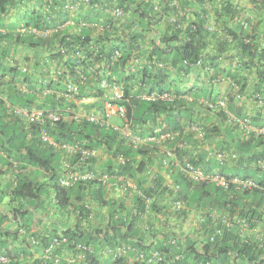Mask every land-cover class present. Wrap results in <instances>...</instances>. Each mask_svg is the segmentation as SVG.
Listing matches in <instances>:
<instances>
[{
  "label": "crops",
  "instance_id": "1",
  "mask_svg": "<svg viewBox=\"0 0 264 264\" xmlns=\"http://www.w3.org/2000/svg\"><path fill=\"white\" fill-rule=\"evenodd\" d=\"M52 1L57 4L56 10L50 7ZM131 1V9L143 3L152 14L162 7L175 8L176 14L164 15L152 25L151 20L139 22L132 10H120L115 0H10L0 14V125L4 126L2 131L0 128V216L5 215L0 222V252L7 257L2 264H88V255L97 260L115 258L112 250L120 245L126 248L120 256L122 264H181L186 239L197 245L203 243L224 220L237 225L227 228L224 237H217L218 242L228 246L253 242L264 252V191L256 217L248 223L239 218V205L243 203L245 208L251 205L250 193L241 194L244 190L234 188L240 192L236 200L239 205L230 208L229 204L227 207L217 204L214 193L204 196V188H200V202L197 203L196 197L191 204L194 186H200L201 182L189 179L186 170L189 165L194 170L225 176L248 174V179L256 184L257 179L264 178V133L248 131L264 126V74L258 77L228 35L230 28L251 32L257 48H264V3L260 0H234L237 16L231 21L218 17L221 4L208 3L209 34L204 59L196 66L184 67L186 72L178 70L179 65L171 66L161 60L152 64L155 70H168L170 86L183 91L175 105L176 109L181 108V116L177 119V130L170 127L162 114L146 123L130 122L129 137L114 130L116 141L132 151L127 158L133 176L119 172V153L114 148H96L97 157L89 164L90 169L107 176L94 182L76 207L69 205L62 209L55 204L48 178L55 176L58 181L62 162L70 157L72 162L76 161L75 156H69L70 149L50 148L58 158L54 165L53 156L49 170L45 171L27 165L19 157L18 149L13 148L20 143L8 140L19 134L27 144L31 138L30 124L25 116L12 112L15 106L54 107L60 110L62 118L74 121L85 120L90 113L100 115L111 95L109 89L102 90L93 82L96 75L100 76L99 81L122 87L116 79L121 80L122 75L133 78L146 64L150 42L169 33L176 26L174 20L183 16L184 0ZM193 1L189 3L196 8ZM32 12L45 22L44 29L24 27ZM183 21L182 26L186 24L184 18ZM84 36L89 40L80 44ZM26 38L40 43L30 46ZM97 41L109 47L117 44L128 48L133 44L131 57L124 67L116 69L115 63L112 66L113 56L110 66L114 70L102 54L96 55ZM75 62L77 65L71 69ZM71 79L78 82L80 92L56 105L57 94ZM241 84H244L242 90ZM134 85L132 93L138 91L137 84ZM145 96L142 93L138 98L153 99ZM108 122L117 125L122 121L111 117ZM139 162L143 169L136 173ZM183 180L190 182L184 197L179 194ZM20 181L43 183L40 199L33 202L15 196L13 191ZM202 183L206 188L214 185ZM97 186L102 188V195L97 194ZM95 198L107 201V205H97ZM208 200L212 205H202ZM138 207L142 212L130 230V237L120 245L95 243L83 250L79 245L70 246L61 235L62 230L75 225L85 234L91 233L105 227L112 215L131 218ZM80 209L87 213L80 215ZM160 247L162 260L148 263L146 257ZM235 256L233 252L227 255L229 264H244ZM207 264H224V259L216 257Z\"/></svg>",
  "mask_w": 264,
  "mask_h": 264
},
{
  "label": "trees",
  "instance_id": "2",
  "mask_svg": "<svg viewBox=\"0 0 264 264\" xmlns=\"http://www.w3.org/2000/svg\"><path fill=\"white\" fill-rule=\"evenodd\" d=\"M9 1L10 0H0V14L5 11ZM95 1L97 2L98 0ZM194 1L196 2V8H194L193 5L189 3L190 0H184V5L181 6L183 16L180 19L176 20V26L171 27L169 33L159 35L156 40L150 42V51L146 55V64H143L141 66L136 75H134L133 78L131 75H122V81L120 79H116L117 81L122 83V88L124 91L122 103L126 107L125 117L128 119L129 123H146L147 121L153 119L154 116L162 114L163 119L167 121V123L173 130L178 129L177 119L181 116V108L176 109L175 105L177 104L178 99H181L184 93L183 91L173 89L170 86L171 83H168L167 81L169 75L166 72H169L168 70L165 69L164 72L161 69L155 70L153 69L152 64L155 61L161 60L164 63H169V65L171 66L178 67L179 65L178 70L185 71L184 67L196 66L202 59H204L203 50L207 46V39L209 34L206 26L208 3H210L211 5H213L214 3L221 4L220 10H218V17L228 18L231 21L232 19H234V17L237 16V9L234 6V0ZM260 1L264 3V0ZM115 2L117 3V7L120 10H132L134 13H136V18L139 20V22L151 20L152 25L164 15L170 16L176 14V9L170 7H162L159 11H156L154 14H152L150 8H147V6L143 5V3H139L135 9H131L129 5L132 2L131 0H115ZM182 7H184V9H182ZM183 18L185 19L186 24L182 26V24L184 23ZM46 19H49V17H46ZM23 25L24 27L32 25V27L36 29H44L47 26L45 22L38 19V16L33 12L28 15ZM250 33H247L246 31L241 29L236 32L230 28L228 35L230 36L231 41H234L233 45L236 47V49L239 50L241 54H243V56L248 59L246 64L254 67L256 74L259 77L264 74V48H257L255 41L256 38ZM86 40H89L88 36H84L80 44L86 42ZM25 41L30 46H35L40 43V40H34L32 38H26ZM132 41H134L133 36ZM60 44H63V39H61ZM96 45V55L102 54L104 61L109 66L111 63L110 60L113 58L115 52H117V56L115 57L114 61H112V66L116 64V69L125 66L128 59L131 57V50L133 49V44H129L128 48L122 47L121 45L117 44H114L113 47H109L104 46L105 44L97 41ZM87 63L88 61L85 62V64ZM73 65L76 66L77 63L75 62L74 64L70 65L71 69ZM112 66H110V68H113ZM115 68L113 69L115 70ZM71 73L73 72L71 71ZM96 77L97 80L93 82L97 83L98 85V77L100 76L96 75ZM232 77L234 78V76ZM237 83L239 84L240 81L237 80ZM134 84H137L138 91L135 92V90H133L134 93H132L131 90L135 86ZM243 87L244 84H241L240 89L242 90ZM78 92H80L79 88ZM142 93H145L147 95H151L154 93L161 95L167 93L171 94L174 98H172V100H167L156 97L150 100H143L138 98L139 94ZM55 103L56 105H60L62 102L56 99ZM23 106L29 105L24 104L21 107ZM51 108L54 109V107ZM44 127L46 128L49 135L56 139V141L58 142H66L72 144L78 143L82 145L83 148H114L115 153L117 152L126 157L129 156V154L132 152L131 149L123 148V146L116 141L115 133L112 130L96 126L86 120L74 121L72 119L70 120V118H61L55 124V126L48 127L47 125H45ZM0 128L2 131L4 126L0 125ZM29 131L31 134V138L27 144L19 134L12 139L9 137L8 140H11L13 143H20L19 146L17 145L13 148L18 149V152L20 153L19 157H22L27 165L39 167L45 171H48L54 154L50 152V147L41 140L39 136L41 128L39 126L30 125ZM142 169L143 166L139 162V165L137 166L135 172H140ZM51 172H53V170H51ZM119 172L121 174H128L133 176L132 165H130V162L127 161L125 165L120 166ZM234 176L247 179L249 178L248 174H244V176L236 174L231 175L230 177ZM48 180L50 181V185L54 192L55 204L57 207L62 209L68 207L69 205H73L76 207L75 204L81 202L85 194L89 193L88 188L93 187L94 184H96L94 182H82V184L79 183L72 185L71 187L64 188L58 184L55 176L53 177L50 175ZM257 180V185L259 187L245 189L243 192H241V194L250 193L253 197L252 203H250L251 205H247L246 208L243 203L239 205L236 202V200L240 196L237 195V193L240 192L238 190H234V188L236 187L233 185L227 190H222L215 185H209V187L206 188L205 184L201 182L199 183L201 184L200 186H194L198 191V194H196L197 203H199L202 198V194L199 189L204 188V196H208L210 193H214L217 196L216 203L221 206L223 205V207H227L228 204L230 205V208L234 207L235 205H239V218L248 223H252V219L256 217V209L258 208L261 200L264 197V178H260ZM189 185L190 182H184L183 180V183L181 184L182 189L179 194H182L183 197L186 196L188 194ZM43 189V183L20 181L16 183L13 194L23 200L37 201L40 199V196L43 193ZM95 189L97 194L102 195L101 187L97 186ZM93 201L99 206L107 205V201H100L98 200V198H95ZM202 203V205H205V203L207 205H212L213 202L208 200ZM120 209L123 210V208ZM137 210L138 211L135 212V214L129 219H120L118 216L113 217L114 215H112L105 227L96 228L91 233L87 232L88 234H85L77 225H75L73 228H66L62 230L61 235L66 238L69 245L72 247L78 245L88 247L89 245H93L95 243L100 246L107 245L109 247H114L116 245H120L121 242H126L130 237V230L139 217L140 212H142V208L139 209L138 207ZM156 212H158V210H156ZM79 213L80 215H85L87 212L80 209ZM4 218L5 215H1L0 222ZM233 225L237 224L231 222L230 226ZM224 236L225 232L223 234V237ZM218 241L219 238H216L214 241H210V239H207V241L197 245L193 240L186 239L185 248L180 256L181 264H207L216 257H222L224 259V264H229L227 255L231 252L236 254V259L240 258L241 260H243L244 264H264V257H261L264 252L257 243L252 244L253 242H238L232 244L231 246H228ZM162 249L163 248L160 247L157 250L160 251ZM111 259L110 256L101 260H97L91 255L87 256L88 264H122L121 257H111ZM11 264L20 263L12 262Z\"/></svg>",
  "mask_w": 264,
  "mask_h": 264
},
{
  "label": "built area",
  "instance_id": "3",
  "mask_svg": "<svg viewBox=\"0 0 264 264\" xmlns=\"http://www.w3.org/2000/svg\"><path fill=\"white\" fill-rule=\"evenodd\" d=\"M50 7L53 10H56L57 4L52 1L50 3ZM119 12V10H118ZM48 18V17H47ZM176 23V20H174ZM117 56V52H115L114 57ZM98 87L102 90L107 88L110 89L111 100H107L104 102L100 115H95L94 113H90L86 116V119L97 125H105L110 126L114 130L124 134L129 137L131 135V127L129 121L125 117L126 109L125 106L120 102L124 96L123 88L120 86H112L107 81L101 80L98 83ZM78 93V82L70 80L66 82L64 89L57 94L58 100H69L75 94ZM146 97V96H145ZM161 99L172 100L174 98L171 94H161L159 96ZM212 106V104H209ZM12 112L14 114H19L25 116L26 120L31 125H36L41 128L39 136L41 140L46 143L51 148H68L71 153L69 156H75L76 161L73 163L71 158H67L62 162V171L58 178V184L64 188L71 187L74 184L85 182V181H94L98 182L102 180V177H106V174H97L95 171L87 168V165L90 163L92 159H94L97 155V151L94 148H83L82 145L78 143L69 144L66 142L59 143L52 136L49 135L46 128L52 127L60 120V114L56 109H44L37 106H15L12 108ZM111 117H117L121 119V123L118 125H112L108 122V119ZM248 131H254L258 134L264 133V126L255 127L253 129H248ZM218 156H223V153H218ZM120 164L126 163V158L122 155H119L117 158ZM189 172V179L197 182H211L215 186L219 187L222 190H227L232 185L236 188L245 190L250 188L259 187L252 180L247 178L240 177H230L225 176L219 173L213 172H203L201 170H194L191 166H187L186 169ZM187 173V172H186ZM231 225L230 220H224L222 224L216 227L213 231V234L209 237L210 241H214L217 237H220L224 234V232ZM83 250H87L88 247L80 246ZM113 255L115 258H119L122 253L126 251L124 246H119L116 249H113ZM142 257V254H141ZM148 263L159 262L162 260L161 252L158 250H154L150 256L146 257ZM7 261V257L4 253L0 252V264L5 263Z\"/></svg>",
  "mask_w": 264,
  "mask_h": 264
},
{
  "label": "clouds",
  "instance_id": "4",
  "mask_svg": "<svg viewBox=\"0 0 264 264\" xmlns=\"http://www.w3.org/2000/svg\"><path fill=\"white\" fill-rule=\"evenodd\" d=\"M107 89H109V88H107ZM105 90H106V89H105ZM109 90H110V89H109ZM110 95H111V93H110ZM145 95H146V97H147V96H153V99L156 98V97L159 98V96H160V95L155 94V93H154V94H151V95H147V94H145ZM123 97H124V96H123ZM56 99H57V97H56ZM160 99H161V98H160ZM108 100H111V98L108 99ZM60 101H61V102H64V100H62V99H61ZM106 101H107V100H106ZM122 101H123V98H122V100H121L120 102L122 103ZM122 104H123V103H122ZM123 105H124V104H123ZM29 106H30V105H29ZM32 106H33V105H32ZM124 106H125V105H124ZM37 107H38V106H37ZM41 108H44V107H41ZM44 109H53V108H44ZM54 109H56V108H54ZM125 109H126V107H125ZM56 110H58V109H56ZM101 110H102V109H101ZM58 112H59V114H60V119H61L62 117H61L60 110H58ZM114 118H117V117H114ZM118 119H119V118H118ZM126 119H127V118H126ZM85 120L88 121L87 119H85ZM127 120H128V119H127ZM27 122H28V121H27ZM89 122H90V121H89ZM56 123H57V122H56ZM91 123H92V122H91ZM93 124H94V123H93ZM30 125H31V124H30ZM94 125L99 126V127H103V128H106V129L108 128V129L112 130L114 133H115V131H116V130L114 131V129H113L112 127H110V126L97 125V124H94ZM117 125H118V124H117ZM54 126H55V125H54ZM52 127H53V126H52ZM117 132H118V131H117ZM55 140H56V139H55ZM57 142H58V141H57ZM59 143H62V142H59ZM69 144H72V143H69ZM49 147H50V146H49ZM50 148H51V147H50ZM58 148H60V147H58ZM54 149H55V148H54ZM94 149H96V148H94ZM96 151H97V149H96ZM119 155H122V154H118V156H119ZM118 156H117V158H118ZM122 156H124V155H122ZM96 157H97V155H96ZM96 157H95V158H96ZM124 157L126 158V163H127V161H128L129 159H128L126 156H124ZM70 158H71V160H72V157H70ZM92 160H93V159H92ZM92 160L90 161L89 164H91ZM117 161H118V160H117ZM73 163H74V162H73ZM118 163H119V162H118ZM126 163H125V164H126ZM89 164L87 165V168L90 169V165H89ZM125 164H123V165H125ZM119 166H122V164L119 163ZM93 182H94V181H93ZM81 183H82V182H81ZM78 184H79V183H78ZM74 185H75V184H74Z\"/></svg>",
  "mask_w": 264,
  "mask_h": 264
},
{
  "label": "rangeland",
  "instance_id": "5",
  "mask_svg": "<svg viewBox=\"0 0 264 264\" xmlns=\"http://www.w3.org/2000/svg\"><path fill=\"white\" fill-rule=\"evenodd\" d=\"M237 1H238V0H237ZM239 1L241 2L242 0H239ZM57 158H58V157L54 156V159H53V163H54V165H56ZM55 167H56V166H55ZM196 194H198V191H197V190H195L194 192H192L191 202H190L191 204L195 202V199H196V197H197ZM193 200H194V201H193ZM33 202H34V201H33Z\"/></svg>",
  "mask_w": 264,
  "mask_h": 264
}]
</instances>
